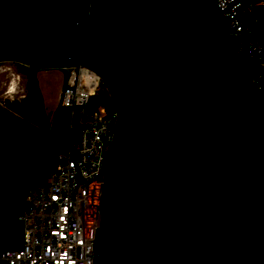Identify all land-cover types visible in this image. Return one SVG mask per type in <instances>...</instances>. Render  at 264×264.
<instances>
[{
  "label": "water",
  "instance_id": "95a60500",
  "mask_svg": "<svg viewBox=\"0 0 264 264\" xmlns=\"http://www.w3.org/2000/svg\"><path fill=\"white\" fill-rule=\"evenodd\" d=\"M0 61L31 79L86 65L112 92L94 264H264V105L214 0H0ZM26 126L0 106V251L34 166Z\"/></svg>",
  "mask_w": 264,
  "mask_h": 264
},
{
  "label": "built area",
  "instance_id": "2783aa9c",
  "mask_svg": "<svg viewBox=\"0 0 264 264\" xmlns=\"http://www.w3.org/2000/svg\"><path fill=\"white\" fill-rule=\"evenodd\" d=\"M215 3L236 53H251L256 41L250 38L248 22L256 21L251 15L255 0ZM64 69L60 102L69 108V125L80 129L78 141L55 154L46 178L27 188L17 215L21 242L0 251V264H94L104 169L117 112L96 97L102 78L95 70L81 64ZM253 81L264 101V84Z\"/></svg>",
  "mask_w": 264,
  "mask_h": 264
},
{
  "label": "trees",
  "instance_id": "16d2710c",
  "mask_svg": "<svg viewBox=\"0 0 264 264\" xmlns=\"http://www.w3.org/2000/svg\"><path fill=\"white\" fill-rule=\"evenodd\" d=\"M216 1V0H214ZM255 9L251 11L253 22L249 21L250 38L256 41L255 49L251 53L239 52V58L242 62L243 69L254 86L258 82L264 84V0H255ZM104 100L110 110H115L113 97L106 94H98L96 96ZM260 102L264 105V101L259 96ZM50 140L52 143L53 156L61 151H67L78 141L79 127L78 125H69V108L59 104L55 109L53 118L48 124ZM52 165L41 173L37 181H43L50 171Z\"/></svg>",
  "mask_w": 264,
  "mask_h": 264
},
{
  "label": "rangeland",
  "instance_id": "374dc122",
  "mask_svg": "<svg viewBox=\"0 0 264 264\" xmlns=\"http://www.w3.org/2000/svg\"><path fill=\"white\" fill-rule=\"evenodd\" d=\"M24 66L14 61H0V102L6 103L7 100H19L23 93H27L26 74ZM66 69H40L37 72L38 95L41 100L40 119L48 126L51 122L55 109L61 101V90L64 84ZM99 94L111 95L112 92L108 84L102 79ZM41 122V120H40ZM21 242V227L16 226L12 234V246H18Z\"/></svg>",
  "mask_w": 264,
  "mask_h": 264
},
{
  "label": "flooded vegetation",
  "instance_id": "af4514ba",
  "mask_svg": "<svg viewBox=\"0 0 264 264\" xmlns=\"http://www.w3.org/2000/svg\"><path fill=\"white\" fill-rule=\"evenodd\" d=\"M16 63H19V62H16ZM19 64L25 67L23 74H26L27 76L26 78L27 93H23L21 95V99L19 100H14V101L7 100L8 101L7 104L0 102V106H2L4 109H6L8 112L13 114L14 116L20 118L22 121L26 122L28 125L25 128H22L21 131H12L14 134L13 138L15 139V141L17 139H21L22 138L21 132L25 131L26 132L25 137H29L26 139H31L30 141L31 142L33 141V146H34V154H33V156L35 157L33 161L34 166L30 167V171H31L30 176L27 179H25L24 182H22L20 186L21 197H20V201L17 206L16 213H15L16 214V226L18 225L17 215L23 204L26 186L28 182L32 180L31 174L34 175L39 165L42 164L46 158H48L49 156L53 157V150L50 144V133H49L48 126H46L43 123V120L40 119V113L42 111L41 109L42 103H41L40 97L37 92L38 90L37 72L40 69H46V68H36L34 71V76L31 79L30 78V71H31L30 66L23 64V63H19ZM30 126L33 127V129L31 130L32 133H30ZM4 147L5 145L3 146V148ZM1 148H2V145H1ZM3 150L0 151V154Z\"/></svg>",
  "mask_w": 264,
  "mask_h": 264
}]
</instances>
